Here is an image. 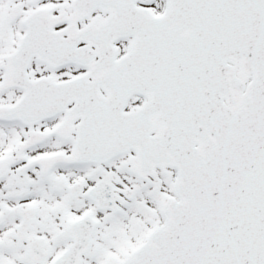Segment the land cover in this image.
<instances>
[{"label": "snow or ice", "instance_id": "obj_1", "mask_svg": "<svg viewBox=\"0 0 264 264\" xmlns=\"http://www.w3.org/2000/svg\"><path fill=\"white\" fill-rule=\"evenodd\" d=\"M0 264H264V0H0Z\"/></svg>", "mask_w": 264, "mask_h": 264}]
</instances>
